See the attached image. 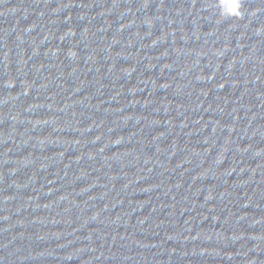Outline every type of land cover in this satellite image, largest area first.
I'll use <instances>...</instances> for the list:
<instances>
[{"label":"water","instance_id":"water-1","mask_svg":"<svg viewBox=\"0 0 264 264\" xmlns=\"http://www.w3.org/2000/svg\"><path fill=\"white\" fill-rule=\"evenodd\" d=\"M0 0V264H264V0Z\"/></svg>","mask_w":264,"mask_h":264},{"label":"clouds","instance_id":"clouds-1","mask_svg":"<svg viewBox=\"0 0 264 264\" xmlns=\"http://www.w3.org/2000/svg\"><path fill=\"white\" fill-rule=\"evenodd\" d=\"M218 8L221 15L240 17L241 2L240 0H219Z\"/></svg>","mask_w":264,"mask_h":264}]
</instances>
